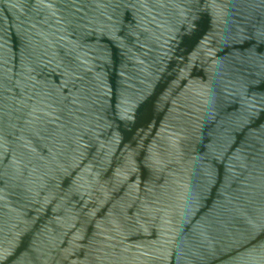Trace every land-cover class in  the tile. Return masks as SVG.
Segmentation results:
<instances>
[{
  "label": "water",
  "instance_id": "water-1",
  "mask_svg": "<svg viewBox=\"0 0 264 264\" xmlns=\"http://www.w3.org/2000/svg\"><path fill=\"white\" fill-rule=\"evenodd\" d=\"M0 264H264V0H0Z\"/></svg>",
  "mask_w": 264,
  "mask_h": 264
}]
</instances>
